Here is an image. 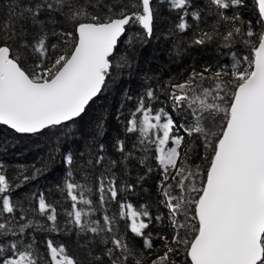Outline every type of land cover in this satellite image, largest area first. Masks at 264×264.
Wrapping results in <instances>:
<instances>
[{
	"label": "snow or ice",
	"instance_id": "obj_1",
	"mask_svg": "<svg viewBox=\"0 0 264 264\" xmlns=\"http://www.w3.org/2000/svg\"><path fill=\"white\" fill-rule=\"evenodd\" d=\"M253 2L255 21L242 15L246 0H157L176 13L177 22L162 35L175 38L177 49L219 41L222 48L243 45L248 51H230L231 63L202 64L201 71L193 66L182 82L147 86L125 126L137 143L128 149L117 138L120 156L111 160L104 144L93 145L98 151L79 169L84 183L75 179L73 154L65 155L61 187L71 205L63 230L88 249L89 264H142L145 253L155 255L154 240L166 251L151 264H264V0ZM158 12L154 0H0V125L19 134L63 126L64 135L74 137L69 122L101 93L111 70L126 63L123 55L116 59L121 38L128 48L151 39ZM60 45L71 47L57 54ZM161 92L171 112L153 107ZM178 112L185 113L183 123L173 118ZM97 128L102 134L103 125ZM181 130L195 137L188 153L196 140L205 149L206 169L189 164L188 153L181 159ZM133 150L140 163L154 153L162 189L157 204L168 212L171 238L150 230L162 214L153 215L148 204L134 207L122 195L135 183L121 189L115 169L134 158ZM32 178L21 169L14 183L0 162V264H80L64 243L47 236L40 255L33 233L61 228L56 206L43 193L28 198L30 209L14 199L13 190ZM93 179L98 208L90 198Z\"/></svg>",
	"mask_w": 264,
	"mask_h": 264
},
{
	"label": "trees",
	"instance_id": "obj_2",
	"mask_svg": "<svg viewBox=\"0 0 264 264\" xmlns=\"http://www.w3.org/2000/svg\"><path fill=\"white\" fill-rule=\"evenodd\" d=\"M154 5L158 8L159 12L155 24V32L151 40L156 39L157 36L162 37L167 43V49L165 48V50L169 54L160 52L159 54L153 55L152 49L146 46V42L150 39H145L143 42H134L131 48H128L123 43V39L117 49L118 55L116 59H119L120 55L126 57V63L130 64L128 73L130 71L129 69H131L136 70L137 74L139 72V75L134 76V78H122L121 73L119 77L117 70L121 71L123 67L118 69L114 67L106 81L102 94L84 114L85 123L80 126L81 129L75 133L78 122L70 124L76 136L65 140H63L61 134L52 136V139L47 141L48 143L46 142L45 146L36 148L19 142V139H23L22 136L0 125V162L4 166L7 178L14 183L19 182L16 178L20 175L21 169L25 170L26 175L33 177L30 181L24 183L21 188L13 190L12 195L14 199L23 202L24 207L30 209L32 204L29 203L28 198L33 193H43L46 200L57 208V223L61 231L58 233H46L43 231L33 233L36 236V243L41 256L45 255L43 238L47 236L53 239L56 244L64 243L68 247L69 253L74 255L80 264H89L88 249L77 246L76 241L78 237L74 232L63 230L66 227L65 222L68 219L65 210L70 209L71 205V202L66 198V193L61 187L68 170L64 163V157L68 152H71L74 157L72 167L75 179L84 183L82 176L85 173L79 171V169L87 168L88 166L85 161L88 158V154L98 151V148L92 147L93 145L104 144L106 159L111 160L117 159L120 156V153L113 146L117 138L125 140L128 149H132V145L137 143L136 135L126 134L125 126L131 113L135 110L139 96L144 93L147 86L158 87L170 79L171 82L176 83L179 79L187 77L192 71L193 66H195L196 71H201L200 66L202 64L231 63L228 55L230 51H237L238 55L246 54L248 51L243 45H236L232 49L222 48L219 41H213L205 46L195 47H188L187 43H182L179 49H177L174 47L175 38L165 39L162 35L166 29L177 22L175 11L170 10L163 4L157 3V0L154 1ZM246 5V8L241 10L242 15L246 19L255 21L257 10L253 0H246ZM65 27L70 30L71 25L69 24ZM132 31L142 30L135 27ZM185 39H187V35H185ZM160 44L157 47H164L162 43ZM70 47L71 45H60L57 54L60 51H68ZM155 56L158 58L157 62L153 61ZM121 63L122 65L126 64L125 61H121ZM115 72H117L116 76L114 75ZM153 107H166V110L171 112V104L166 99V92L160 93V100ZM184 116L185 113L183 112L173 113V118L178 124L184 122ZM98 124L103 125L102 134L100 135H97ZM46 131L48 133L64 131V127H53L44 132ZM79 131L81 132L78 134ZM177 134L184 137L188 136L182 130ZM193 140H195V137L188 136V146ZM184 141H186L185 138ZM49 148L52 150L50 153H48ZM133 151L134 158L126 163L120 164L115 169L118 185L123 189L126 183H135L134 191L122 192V195L134 207L139 208L140 205L148 204L153 215L157 213L162 214V222L156 223L154 221L150 225V230L154 231V235L155 232H159L166 236L168 224L165 219L164 207L163 205L157 204L160 199L158 194L162 191V189L157 187L160 179L158 163L152 158L154 155L153 152L148 154L146 163H140L139 158L141 154L136 150ZM186 153H188V150ZM188 154L190 156L189 164L199 165L203 168L205 166L207 167V163H205L207 160L202 158L205 154V149L200 146L198 140H196L195 151ZM207 155L210 158L211 153L208 152ZM53 159H57L58 162L54 163ZM148 167H151L153 171L147 172ZM36 169H40V171L36 172ZM89 171L92 170L89 169ZM140 177H144V179L139 180ZM91 186L93 188V194L90 196L93 200L92 206L98 208V193L95 191L96 185L94 179L91 182ZM173 194H175V191H173ZM108 211L110 214L114 213L115 206H110ZM28 215L29 218L41 220L43 223L42 218L38 217L37 214L29 211ZM121 231H123V228H121ZM80 242L83 243V240ZM134 243L139 246L141 241L139 238H136ZM154 244L157 246L155 255L145 253L142 264H151L152 258L157 256L162 241L154 240Z\"/></svg>",
	"mask_w": 264,
	"mask_h": 264
},
{
	"label": "rangeland",
	"instance_id": "obj_3",
	"mask_svg": "<svg viewBox=\"0 0 264 264\" xmlns=\"http://www.w3.org/2000/svg\"><path fill=\"white\" fill-rule=\"evenodd\" d=\"M160 43H162L164 47H162V48L161 47H157V46L161 45ZM146 46H148L149 48L152 49L153 55L159 54L160 52H164L165 54H169L165 50V48L167 49V43H166V41L162 37L157 36L156 39H152V40L150 39V40H148V42H146ZM153 61L154 62H157L158 61L157 56H155V58L153 59ZM122 67H123V69L121 71L120 70L119 71L117 70V72L119 74V77H120V73L123 76L122 78H134V76H138L139 75V72L137 74L136 70H131V69H129L130 71L128 73V67H130V64H128V63H126ZM131 67H132V64H131ZM117 72L114 73L115 76L117 75ZM185 78L179 79L178 81H176V83L182 82ZM83 116L81 118H79L78 120L69 123V124H72V123L75 124V123L78 122L77 123V128L75 129V133L77 132V130L81 129L80 126L85 123L84 122L85 119H84ZM80 132L81 131H79L78 134ZM59 134H61L63 140L69 139V137H66L64 135V131H54V132H50V133H48L46 131V132H42V133H39V134L31 135V136H22L23 139H19V142L24 143V144L29 145V146H34L36 148L39 147V146L43 147V146L46 145V142L47 141H49V140L52 139L51 138L52 136H56V135H59ZM184 138H185L186 141H183V143L181 145V149H180V151H181V159L184 158L183 156H184V154L186 153V151L188 150V147H189L188 146V136H185ZM50 152H52V150L49 148L48 149V153H50ZM53 160H54L53 161L54 163H57L58 162L57 159H53ZM205 163H207V162H205ZM178 164H179V161H178ZM200 168H201V170H204L205 169V167L204 168L203 167H200ZM172 175H174V173ZM172 182H173V180L172 179H169L167 181V184H171ZM164 214H165V217H166V220H167V223H168L166 236L169 237V238H171V236H172L173 233H172V230H171V227H170L168 212H167V210L165 208H164ZM164 251H166V249L164 248L163 242H162V244L159 247V250L157 252V255H162L164 253ZM154 258H156V256H154L152 259H154Z\"/></svg>",
	"mask_w": 264,
	"mask_h": 264
},
{
	"label": "water",
	"instance_id": "obj_4",
	"mask_svg": "<svg viewBox=\"0 0 264 264\" xmlns=\"http://www.w3.org/2000/svg\"><path fill=\"white\" fill-rule=\"evenodd\" d=\"M154 1H156V0H154ZM123 39H124V38L122 37V38H121V41H122ZM119 44H120V43H119ZM119 44H118V47H119ZM117 49H118V48H117ZM104 88H105V86L102 88L101 93L98 94L97 97L93 98V100L89 102V105L86 106V110H85V112L81 115V117L86 113L87 109L91 106V104H92L95 100H97V99L99 98V96L102 94ZM81 117L76 118L74 121L78 120V119L81 118ZM69 123H71V122H69ZM3 126H5V125H3ZM5 127L8 128L9 130L15 132V131L12 130L10 127H8V126H5ZM60 127H61V126H60ZM15 133H16V132H15ZM16 134H18V135H20V136H31V135H35V134H19V133H16ZM37 134H39V133H37Z\"/></svg>",
	"mask_w": 264,
	"mask_h": 264
},
{
	"label": "flooded vegetation",
	"instance_id": "obj_5",
	"mask_svg": "<svg viewBox=\"0 0 264 264\" xmlns=\"http://www.w3.org/2000/svg\"><path fill=\"white\" fill-rule=\"evenodd\" d=\"M206 167V166H205Z\"/></svg>",
	"mask_w": 264,
	"mask_h": 264
}]
</instances>
